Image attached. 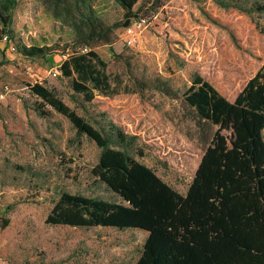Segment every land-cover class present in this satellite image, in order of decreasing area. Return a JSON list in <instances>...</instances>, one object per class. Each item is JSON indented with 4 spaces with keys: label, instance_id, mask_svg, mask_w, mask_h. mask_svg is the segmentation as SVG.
<instances>
[{
    "label": "rangeland",
    "instance_id": "rangeland-1",
    "mask_svg": "<svg viewBox=\"0 0 264 264\" xmlns=\"http://www.w3.org/2000/svg\"><path fill=\"white\" fill-rule=\"evenodd\" d=\"M228 1L249 8L264 3ZM92 3L108 23L124 22V9L115 0ZM11 13L14 39L0 43V264H136L148 237L143 230L46 223L61 188L118 199L93 175L101 157L96 143L78 137L64 115L51 110L47 117L35 110L40 101L30 84L40 83L86 115L83 96L60 75V65L69 57L64 45L72 40L70 31L36 0H17ZM253 15L261 29L245 12L224 9L215 0H169L145 26L134 29V43L129 44L125 27L116 31L111 45L94 47L113 80L128 83L130 74L163 76L179 91L177 99L158 91L144 98L97 94L87 105L139 136L145 155L137 159L182 195L204 155L184 94L197 73L229 100L239 95L264 63V11ZM17 43L48 45L53 56H24ZM2 220L9 221L6 228Z\"/></svg>",
    "mask_w": 264,
    "mask_h": 264
},
{
    "label": "trees",
    "instance_id": "trees-1",
    "mask_svg": "<svg viewBox=\"0 0 264 264\" xmlns=\"http://www.w3.org/2000/svg\"><path fill=\"white\" fill-rule=\"evenodd\" d=\"M36 1L70 31L72 40L64 45L69 57L60 65V75L83 96L86 115L40 83L30 84L32 96L40 101L35 110L47 117L51 110L64 115L78 137L87 136L96 143L101 157L93 175L118 199L61 188L46 223L143 230L148 237L136 264H264V63L234 100L200 74L194 75L184 102L196 122L204 155L188 193L182 195L137 159L145 155L139 136L126 132L106 112L90 111L87 105L97 94L131 93L144 98L158 91L179 98V91L163 76L130 74L128 83L119 77L113 80L108 63L94 50L115 42L118 29L136 20L148 23V17L169 0H115L124 9L125 20L112 24L92 0ZM215 2L224 9L245 12L260 28L253 14L264 11V3L249 8L228 0ZM16 4L17 0H0V40L5 35L14 39L11 12ZM17 49L33 59L53 56L48 45L17 43ZM2 221L1 227L6 228L9 221Z\"/></svg>",
    "mask_w": 264,
    "mask_h": 264
},
{
    "label": "built area",
    "instance_id": "built-area-1",
    "mask_svg": "<svg viewBox=\"0 0 264 264\" xmlns=\"http://www.w3.org/2000/svg\"><path fill=\"white\" fill-rule=\"evenodd\" d=\"M147 24V21L145 20H136L134 25H131V26H128L125 28L126 30V33H127V40L129 42V44H132L134 43V38H135V33H134V29L135 28H140V27H143ZM10 36L9 35H5L3 36V38L0 40V43H4V44H7V43H11V40H10Z\"/></svg>",
    "mask_w": 264,
    "mask_h": 264
}]
</instances>
